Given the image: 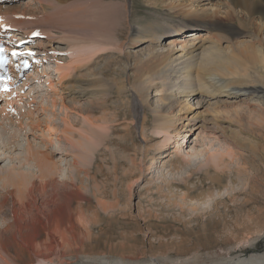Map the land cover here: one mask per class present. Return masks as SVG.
Wrapping results in <instances>:
<instances>
[{
  "label": "rangeland",
  "instance_id": "rangeland-1",
  "mask_svg": "<svg viewBox=\"0 0 264 264\" xmlns=\"http://www.w3.org/2000/svg\"><path fill=\"white\" fill-rule=\"evenodd\" d=\"M56 1L59 4L67 3L68 5L69 3L71 5L72 3L71 0ZM191 1L189 0V2ZM194 1L196 2L194 3ZM225 1L227 0H193V6L196 8L194 13L181 16L180 13L186 10L181 9V7L170 8L168 5L170 1L131 0L132 3H127L128 11L125 13L126 16H129V22L132 26L139 25L141 27L149 23H156L164 27L176 26L180 29V33L173 37L163 38L160 36L158 38L160 43L154 48L147 47V43L138 48H126L125 52L133 53L136 57L129 58L128 62L118 57L112 62L115 64L109 63L110 68L119 65L121 71L123 69L122 76L119 77L116 72L114 74L118 77L103 74L102 77H105L101 80L104 81V84H110L112 76L125 79L124 77L128 75V77L132 76L129 78L132 79L133 70L129 67H133L135 61L139 59L145 61L151 54L165 52L169 48V39H177L176 41L191 40V37L188 38L184 35L203 30V28H197L196 21L202 19L201 16L197 15H202L201 13L205 11L211 14L209 18H206L210 22V28L216 29V32L220 31L222 34L221 47L237 46L241 42H254L257 38L264 43V30L262 29L264 28V20L261 21L262 25H260V22L250 20L245 14L240 13L242 11H239V15H237L238 12H235L232 14L233 16H229ZM174 2L177 1H171L172 4H175ZM185 2L187 0L180 3L185 5ZM33 8L37 11L32 14L41 16V10L36 0H4L3 2L0 0V13L18 17V19L27 18L28 16L22 15V12L31 13L34 11ZM53 10L48 11L49 17L51 16L50 13L57 17L62 10L67 11L68 8H59L57 13ZM14 12L17 15H13ZM35 27L32 26L31 29L38 28ZM12 31L18 35L19 32H25L18 26ZM42 33L43 31L38 35H32V38L30 37L29 45L32 47L42 45L34 50L36 51L35 58H38L37 61L31 65L14 88V90L22 88L21 94L17 93L16 98L11 97L15 98L16 101L9 99V103L7 100L0 102V131L5 128L8 133L14 135L16 140L18 139L9 144V134L3 136L0 132V170L15 167L29 173L37 171L34 162L25 160L27 145L30 144L32 148L40 151L44 150L41 136L43 133L45 134V131L41 134L39 129L31 131L30 124L36 126V123L40 122L51 129L47 139H51L53 145L51 147L47 145V150H52L55 146H64L67 149L63 139L57 134V131L66 128L62 122V118L65 116L71 123H75L74 126L76 127L81 126L85 130L91 128L85 123L83 126L81 118L74 111L64 110L57 97L55 98V105L52 107L50 96L52 92L48 84L51 82V85L53 84L59 92L61 91L62 86L58 84L55 65L59 62L67 64L69 53H67L66 43L53 42L50 47L46 46L48 41L45 38L46 35ZM190 43V41L187 42V47ZM51 48L54 50L52 51ZM176 49H181V45L177 44ZM179 53L181 52L178 51L177 54ZM82 55L81 53V58ZM106 55L100 52L90 62H81L80 70L71 66L70 72L66 68V75L70 72L67 80H72L73 85L77 87L79 83L76 84V79L81 76L88 79L91 72H99L107 64ZM67 80L65 82L68 83ZM153 95V92L149 95V107L148 110H145L146 125L143 128L134 126L131 119L132 112L129 111L123 97L129 98L128 93L123 94L122 104L115 94L110 95L109 93L106 100L99 99L96 103L91 100L95 106L105 105L110 109L106 113L96 111L85 115L86 117L90 116L88 118L94 121H98L97 118L100 119V117L102 119L105 117L107 120H105L104 131H94V140H96L91 146L93 153L91 160L86 163V166L88 165L86 171L84 169L79 170L75 166L76 164L79 166L80 163L76 157V153L80 151L76 147V150L71 151L72 153L59 152L52 156L51 162H55L58 171L53 176L52 186L54 185V187L48 185V203L53 199L60 208L68 206L74 208L82 205L88 207L86 215L91 217L96 212L99 215L98 218L101 219L99 223H93L90 226L89 231L93 234L90 233L91 237H94L91 238V243L85 239V233L82 234L83 232L77 229V236L83 240L84 244L78 241L79 248L78 245L74 247L78 248L79 252H87L89 244L91 246L93 244L97 246L99 252L107 253L110 246L115 244L114 246L119 248L123 242L127 243V240V244L135 246L138 250H144L145 256L148 258L152 256V253H154L153 255H160L161 253L176 252L181 239L186 242L183 241L180 248L183 247L182 249L190 254L195 253L198 250L195 248L199 247L196 245L197 239L204 241L209 238L212 245L210 247L215 250L231 243L237 248L247 249L245 250L246 254L263 252L264 227L261 230V226L255 225L248 220L249 218H246L248 213L253 214L258 209L264 208V150H261L264 149V142L262 144L258 137L260 135L257 134L262 129H260L258 121L253 119L256 117L255 113L248 111L250 108L247 107V104L253 105V103L256 106L260 104V101L245 97L231 99L218 95V97L207 98L200 94L188 98H179V96L171 98L170 108L172 107L176 116L182 118L178 120L175 128L176 130L180 129V133L178 136L171 135L170 140L165 143L166 146L158 149L157 142H161L163 136L159 135V137L152 134L151 111L153 109L162 110L164 104ZM63 96L67 97V94L64 93ZM64 101L70 107L75 108H82L88 104V100L84 97L79 99L77 103L70 102L69 98L64 99ZM181 103L191 106L187 113L180 110L183 106ZM218 104H228V107ZM252 105L251 107H253ZM235 106L238 109L237 118L239 117V120H236L234 115L229 116L234 114V110L237 111ZM233 107H235L234 110H232ZM211 109H221V114L217 117L219 128L212 124L213 113L212 111L211 114L209 112ZM252 109L257 108L253 107ZM222 110L223 112H221ZM229 111L233 113L230 114ZM185 113L189 117L194 116V121L185 120ZM222 117L225 119H223L224 121ZM18 122L22 123L18 124ZM249 123L252 125L249 126ZM254 123L255 125L258 124L259 128L256 126L258 129ZM127 128L129 132L127 131L126 134ZM72 132L73 137L77 139V129L72 130ZM143 135L146 140H143ZM212 153L214 158L216 154V159L219 157L220 160H212L213 158H210ZM176 160L179 163L174 169L171 163ZM215 174H217L218 179L213 182L211 178ZM53 192L56 194H52ZM0 194H3L1 189ZM102 204H104L102 207L112 205L113 208L107 210L106 207L103 212ZM5 219L10 220L9 213L4 217ZM2 221L0 219V226L5 222ZM80 233L81 235H78ZM192 234L194 235L192 236ZM255 237L257 239L253 240ZM82 245H85L84 248L86 247L85 250L87 251H82ZM111 252H114L113 249ZM57 253L62 254L61 252ZM24 258L26 259L27 256L24 255ZM24 258L22 257V259Z\"/></svg>",
  "mask_w": 264,
  "mask_h": 264
},
{
  "label": "bare ground",
  "instance_id": "bare-ground-1",
  "mask_svg": "<svg viewBox=\"0 0 264 264\" xmlns=\"http://www.w3.org/2000/svg\"><path fill=\"white\" fill-rule=\"evenodd\" d=\"M3 1L4 0H2V2ZM36 1L39 4L41 16L32 14L37 11L34 8V11L31 13H28V11L27 13L22 12V15L28 16L23 19L9 16L6 13H0V35H9L10 39L13 40H9V45L13 48H15L16 42L19 41V47L27 49L29 52H32L33 55L36 51L33 52L32 48L35 50L36 47L42 45L39 44L36 47L33 46L30 48V37L33 33L39 34L43 31L48 41L46 45L48 47H50L53 42L61 44L66 43L69 61L67 64L59 62L55 65V70L58 74V84L62 86L61 91L59 92L53 84L51 85V82L48 84L52 92V95H50L52 107L55 105V98L57 97L64 110L68 112L74 111V113L81 118V124L83 125L85 123L91 128L85 130L81 126L76 127L74 126L75 123H71L68 117L65 116L62 118V122L64 127L68 128V130H66V128L59 130L57 134L63 139L67 149H65L64 146H55L53 147L54 149L47 150V145L50 147L53 145L51 139H47V137L49 138L48 133H50L51 129L42 125L40 122H37L36 126H31L30 124L31 131L39 129L40 134L45 131V134L43 133L44 135L42 134L41 136L42 145L45 149H41L42 151H40L36 148H32L30 144L27 145V157L25 160L27 162H34L37 168L35 173L24 172L15 167H11L7 170H0V189L3 191V194H0V219L3 220L2 222L6 220H4V217L7 216L8 213L10 214V220H6L4 224L0 226V264H264V251L246 254L245 250L247 249L237 248L236 245L234 246L231 243H227L223 248L215 250L210 247L212 245L210 244L209 238H206L207 240L205 239L204 241L197 239L196 245L200 248L196 246L197 248L195 249L198 250L191 254L182 249L183 247L180 248V245L184 241L183 239L180 240V245L178 244L179 247L176 252L170 254L161 253L160 255H153L154 253H152V256L148 258L145 256L144 250H138L135 246L127 244V240V243L121 242L122 244L119 248L114 246L115 244L113 246L109 245L110 247L107 253L99 252L97 246L93 244L92 246L89 244V248L87 246L88 251L85 250V245H82V251L85 250L87 252H79V245L77 243L81 241V243L84 244V242L82 239L78 238L76 233L77 229L81 230L83 232H81L82 234L85 233V239L89 240V243H91V238L94 237H91L93 234L89 229L93 223H99V220H101L98 218L99 215L95 212L89 217L86 215L88 207L86 208L82 205L74 208L67 205L68 207L60 208L58 206L59 204L53 201V199L48 203L49 191H47L48 185L50 187L52 186L54 182L53 176L58 171L55 162H51V158L54 154L59 152L72 153L71 151L77 148L80 152L76 153V157L80 160V163L79 166L77 164L75 166L77 169L79 168V170H87L88 165L86 166V163L91 160V154L93 153L91 146L96 140H94V131H104L106 118L104 117V119H102L100 117V119L97 118L98 121H94L88 118L90 116L86 117L85 115L92 114L96 111L106 113L110 108L105 105L95 106L91 100H94L95 103L99 99L106 100L108 98V93L110 95L115 94L116 97L121 100V104L124 97V102L126 101L129 111L132 112L130 113L132 114L131 119L134 122V126L140 128L146 125L145 110H148L149 107V95L153 92V96L158 97V100L164 104V108L160 111L154 109L151 111L152 134L155 136H163V140L157 142L158 149L162 148L172 136H178L180 133V129L176 130L175 128L178 120L182 118L176 116V113L174 114L172 111V107L170 108L171 98H176L177 96H179V98H188L200 94L207 98L220 96L231 99H241L240 97H245L246 99H255V101L257 99L260 101V104L256 106L254 103L253 105L251 104L257 109H252L253 107L249 104H247V107L250 109H247L248 111L254 112L256 115L253 119L258 121L259 127H261L260 129H262V131L260 130L261 132L259 131L257 134L260 135L258 137L263 144L264 43L262 40L257 38L256 40L254 39V42H241L237 46L230 47L229 45L227 48L221 47L220 42L223 40L222 34L220 31L216 32V29L210 28V22L206 18H209L211 14L205 11L201 13L202 15H197L202 17L200 21L193 20L196 21L197 28H203V30L197 33L191 32L184 35L188 38L191 37V40L176 41L177 39H169V48L165 52L151 54L147 60L143 61L139 59L134 62L133 67H129V69L133 70L132 79H129L132 76L128 77V75L124 77L125 79H123V77L122 79H118L114 78V76L116 74H118L119 77L122 76L123 69L121 71L119 65H114L115 67L110 68L109 63H112L118 57L125 59L126 62H128L129 58L136 57L133 53L125 52L126 48H138L146 43L148 45L147 47L154 48L160 43L158 41L160 36L163 38L173 37L180 33V29L176 26L164 27L156 23H149L141 27L139 25L132 26L129 22V16H126L125 13L128 11L127 3H132L131 0H71V5H69V3L68 5L67 3L59 4L56 0ZM165 1H170L168 5L172 9L180 7L181 9H185L186 11L180 13L181 16L184 14H192L196 9L195 6H193V0L191 2L187 0L185 5L180 2L186 0H174L177 1L176 3L174 2L175 4L171 3L172 0ZM195 2L196 1H194V3ZM225 2H227L226 6H228V8H226L229 16H233L232 14L235 12H238V14H236L239 15V11H242L240 13L245 14L250 20H256L258 23L264 20V0H227ZM62 7L68 8V10H62L57 17L56 15L52 16L54 15L52 13H50V17L48 16V11L51 9H54L53 12L57 13V10ZM13 15L17 14L14 12ZM51 18L53 19L52 21ZM260 25H262V23ZM17 26L24 29L25 32H19V35L13 33L12 29ZM32 26L33 28L35 26L38 28L35 27L36 29H31ZM39 27L43 30L41 28L39 29ZM262 29L264 30V28ZM262 29L260 27V30ZM204 31L206 32L202 34ZM188 41L191 43L187 47ZM177 44L181 45V49H176ZM51 49L52 51L54 50L53 48ZM178 51L181 53L177 54ZM100 52L107 54L105 56L107 64L104 65L99 72H91L88 79H85V76L76 79V84L79 83L77 87L73 85L71 82L72 80H67L71 72L69 69L71 66L76 70H80L81 62H90L92 58L97 56ZM81 53L83 54L82 58L80 57ZM33 55H31V57L34 60L35 58ZM113 64L115 63H112V65ZM66 68L70 71L67 75L65 72ZM115 72L116 74H114ZM103 74L114 75L112 76L113 78H110V84H104V81L101 80L105 77H102ZM123 74L125 75V73ZM118 75L116 76L118 77ZM48 80L50 79L48 78ZM66 80L68 83L65 82ZM12 85H14V83H12ZM21 92L22 88L9 92H2L0 89V102L7 100V103H9L10 101L8 102V100L13 99L11 97L16 98L17 93L21 94ZM64 93L67 94V97L63 96ZM127 93L129 94V98L123 96V94ZM83 97L88 100V104L84 107L82 106V108L70 107L66 104L67 102L64 101V99L69 98L70 102L74 101L77 103L78 100H81ZM15 98L13 101H16ZM218 105L228 107V104ZM190 107L191 106H188V104H183L180 110H184L187 113ZM235 107H233L232 110H234ZM227 109L230 110L231 108ZM235 109H237V107ZM220 110L211 109L209 111L210 114L211 111L213 113L212 124L215 125L216 128H219L217 117L221 114ZM223 110L221 112H223ZM230 112L231 111L228 113ZM236 112L237 114L235 115ZM186 113L184 114L185 120L188 122L194 121V116L189 117ZM233 115L236 116V120H239V117L237 118L238 109L237 111L234 110V114L229 116ZM93 119L96 120V118ZM223 119L222 117V120ZM219 121L221 120L219 119ZM99 122L102 123L100 124ZM19 123L22 122H18V124ZM250 125L252 124L249 123V126ZM257 125L258 124H256L255 127ZM48 126L50 125L48 124ZM75 129H77V139L76 137L74 138V134H72V130ZM127 131L128 128L126 134ZM0 132L3 136L9 134V136L7 135L9 144L18 140L15 139L14 135L8 133L5 128ZM143 140H146L144 135ZM261 150L264 149L262 148ZM258 157L261 159L259 155ZM210 158H213L212 160L216 159V154L214 158L212 153V157ZM218 158L219 157H217V159ZM178 163L179 161L177 160L172 162V168L175 169ZM217 179V174L211 178L213 182L217 181ZM52 187H54V185ZM52 194H54V192ZM62 197L63 195L61 199ZM183 197L185 198L186 196ZM103 205L104 204L101 205L103 212L106 207L107 210H109L108 208H113L112 205H105L102 207ZM246 218H249L248 220L252 221L255 225L261 226V230H263L264 208L258 209L253 214L248 213V217ZM81 233L78 235H81ZM193 235L194 234H192V236ZM256 239L257 237L253 238V240ZM75 245H78L77 249L74 247ZM117 248L118 250L115 251ZM112 249L114 251L113 253L111 252ZM57 252H61L62 254H58ZM24 255L27 256L26 259ZM22 257L24 259H22Z\"/></svg>",
  "mask_w": 264,
  "mask_h": 264
},
{
  "label": "snow or ice",
  "instance_id": "snow-or-ice-1",
  "mask_svg": "<svg viewBox=\"0 0 264 264\" xmlns=\"http://www.w3.org/2000/svg\"><path fill=\"white\" fill-rule=\"evenodd\" d=\"M33 35H38V33H33ZM27 55H33V53H26ZM13 55H17L16 52H13ZM21 55H24L23 53ZM25 63V66H27V61L24 62ZM6 90V89H5Z\"/></svg>",
  "mask_w": 264,
  "mask_h": 264
}]
</instances>
